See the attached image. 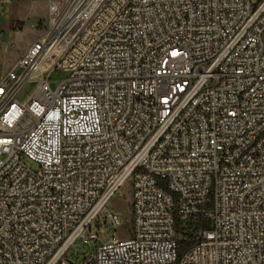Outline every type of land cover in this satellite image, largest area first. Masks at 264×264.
I'll return each instance as SVG.
<instances>
[{"label": "built area", "instance_id": "2783aa9c", "mask_svg": "<svg viewBox=\"0 0 264 264\" xmlns=\"http://www.w3.org/2000/svg\"><path fill=\"white\" fill-rule=\"evenodd\" d=\"M47 5L0 58V264H70L79 239L97 241L81 264H264V0Z\"/></svg>", "mask_w": 264, "mask_h": 264}, {"label": "rangeland", "instance_id": "374dc122", "mask_svg": "<svg viewBox=\"0 0 264 264\" xmlns=\"http://www.w3.org/2000/svg\"><path fill=\"white\" fill-rule=\"evenodd\" d=\"M48 21L47 0H9L0 14V30L4 32L3 49L0 58L5 68L13 66L17 60L36 42L46 31ZM65 78L62 72H55L53 80L59 82ZM35 83H28L23 87L19 101H25L34 91ZM31 168L36 169L33 163L28 162ZM132 195L130 183L124 184L121 190L108 203L107 209L112 213H119L124 218V223L117 229V238L126 240L133 228ZM108 212H104L92 227V232L98 234L101 243L109 241L114 236V230L100 228L105 223ZM97 248V241L79 239L67 254L70 264H81Z\"/></svg>", "mask_w": 264, "mask_h": 264}]
</instances>
